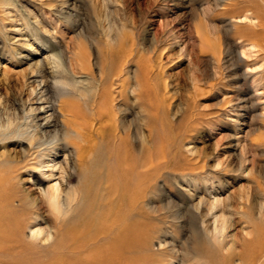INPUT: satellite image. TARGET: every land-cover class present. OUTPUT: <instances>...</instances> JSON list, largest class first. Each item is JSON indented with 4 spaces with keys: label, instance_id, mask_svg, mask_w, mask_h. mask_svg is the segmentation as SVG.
<instances>
[{
    "label": "rangeland",
    "instance_id": "374dc122",
    "mask_svg": "<svg viewBox=\"0 0 264 264\" xmlns=\"http://www.w3.org/2000/svg\"><path fill=\"white\" fill-rule=\"evenodd\" d=\"M252 24L264 34V0H0V120L11 127L0 141V160L14 162L0 170L15 166L8 179L18 197H43L48 187H78L74 156L62 152L56 162H50L53 156L37 158L19 134L34 131L27 109L43 104L44 99L37 101L42 87L57 106L86 109L104 88L101 79L110 75L116 57L107 52V38L119 40L125 32L131 55L110 90L118 95L117 85L126 81L133 152L141 157L148 148L170 146L184 169L154 179L157 188L144 200L150 215L166 220L169 198L180 211L178 218L146 228L149 236L139 254L153 264H197L183 255L193 236L192 214L199 211L203 226L214 230L212 247L241 264L237 254L264 220V45H249L242 37L253 38ZM201 28L208 44L200 42ZM56 53H64L68 71L58 67ZM38 62L44 63L43 74L34 71ZM144 65L152 67L145 82ZM44 135L52 139V133ZM42 159L49 162L41 168ZM99 162L103 167L105 157ZM43 208L41 214L52 219ZM46 227L45 220L32 224L27 236ZM166 251L180 256H165Z\"/></svg>",
    "mask_w": 264,
    "mask_h": 264
},
{
    "label": "bare ground",
    "instance_id": "6f19581e",
    "mask_svg": "<svg viewBox=\"0 0 264 264\" xmlns=\"http://www.w3.org/2000/svg\"><path fill=\"white\" fill-rule=\"evenodd\" d=\"M245 2L249 3L250 0ZM251 26L254 29L253 38H249L245 33L242 36L244 41L249 45L263 47L264 34L261 35L255 30V27L260 25ZM205 31L206 28L198 30V37L201 43L208 44ZM107 42V52L116 57L109 68L110 75L101 77L104 88L97 90L86 109H82V106L77 109L57 106L49 95V88L45 87L40 88L37 100L44 99L43 104L27 109L26 117L34 131H21L19 137L28 140L31 149H36L35 154L39 155L37 158L53 156L50 162H56L57 154L62 152L74 156L79 184L70 190L48 187L44 189L43 197H18L14 185L8 179L14 173L15 166L7 171L0 170V264H153L149 258L140 255L139 250L146 244L149 236L146 228L152 222L164 219L150 215L144 200L149 196L150 190L157 188L154 185L156 182L153 183L155 178L162 177L165 172L166 176L175 175L177 171L184 169L171 155L170 146L164 145L157 151L148 148V153L144 156H135L131 144L133 130L126 122L130 112L123 91L126 81L122 80L121 84L117 85L120 86L119 92L115 89L118 95H114L110 90L121 78L124 64L129 61V34L124 32L119 40L109 36ZM53 49L55 51V48ZM56 56L58 67L62 71H68L64 53H56ZM217 56L219 59V55ZM34 66V71L38 74L44 73L43 62ZM151 70L152 67H149L146 78L143 77L144 82L149 78ZM39 86L40 84L37 87ZM37 87L32 88L30 96L36 92ZM2 97L1 112L2 104L4 105ZM42 111L43 115L38 114ZM40 119H44L45 123H41ZM10 128L0 120V141L7 139ZM47 132L52 133V139L49 141L44 135ZM26 133L32 134L31 138L24 136ZM151 136L152 130L148 139ZM60 138L64 140L62 144ZM46 144V148L40 149ZM103 157L105 165L102 167L99 161ZM33 159H36V156ZM47 162L49 161L42 159L39 166L42 168ZM13 163L7 157L0 160V166ZM45 206L49 208L52 219L41 214V209ZM163 209L167 211L166 220L178 218L175 212L179 213L180 207L171 198L165 201ZM146 214L148 216H145ZM136 216L144 217L145 220L129 222ZM192 217L190 224L193 236L191 240L186 241L183 256L188 257L189 261L191 258L197 259V264H205L202 263L203 259H211L217 264H233L232 259L212 247L214 230L203 226L204 216L195 211ZM44 220L47 223L46 228L32 229L27 236V230L32 224L41 225ZM167 244L168 247L172 245L169 242ZM171 252L166 251L165 256L179 258L180 255H173ZM237 255L241 264H264V220L255 224L252 237L246 240Z\"/></svg>",
    "mask_w": 264,
    "mask_h": 264
}]
</instances>
